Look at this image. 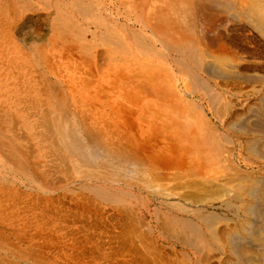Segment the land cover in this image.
I'll list each match as a JSON object with an SVG mask.
<instances>
[{"label":"bare ground","instance_id":"bare-ground-1","mask_svg":"<svg viewBox=\"0 0 264 264\" xmlns=\"http://www.w3.org/2000/svg\"><path fill=\"white\" fill-rule=\"evenodd\" d=\"M81 1L134 167L132 229L87 264H264V0Z\"/></svg>","mask_w":264,"mask_h":264},{"label":"rangeland","instance_id":"rangeland-1","mask_svg":"<svg viewBox=\"0 0 264 264\" xmlns=\"http://www.w3.org/2000/svg\"><path fill=\"white\" fill-rule=\"evenodd\" d=\"M74 1L0 0V264H87L132 229V151L110 145L132 137L105 130L100 6Z\"/></svg>","mask_w":264,"mask_h":264}]
</instances>
